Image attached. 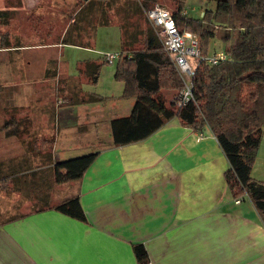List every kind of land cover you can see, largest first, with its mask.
Listing matches in <instances>:
<instances>
[{
    "label": "crops",
    "instance_id": "obj_1",
    "mask_svg": "<svg viewBox=\"0 0 264 264\" xmlns=\"http://www.w3.org/2000/svg\"><path fill=\"white\" fill-rule=\"evenodd\" d=\"M0 11L8 22L13 10ZM64 36L28 43L5 31L0 44V203L18 194L15 208H31L0 221V264H139L136 244L148 264H264V226L246 196L232 198L213 133L173 116L139 141L114 145L110 121L128 116L134 100L109 115L104 100L87 102L81 84L98 62L62 56L64 46L91 48L94 38ZM90 153L80 178L56 181V162ZM71 197L82 218L55 208Z\"/></svg>",
    "mask_w": 264,
    "mask_h": 264
},
{
    "label": "trees",
    "instance_id": "obj_2",
    "mask_svg": "<svg viewBox=\"0 0 264 264\" xmlns=\"http://www.w3.org/2000/svg\"><path fill=\"white\" fill-rule=\"evenodd\" d=\"M92 1L107 3L111 0ZM153 1L131 0L126 9L136 16L143 11L147 19L145 13ZM214 1V11H204L199 19L183 13L184 0H174L175 7L170 10L181 32L197 36L202 55L209 54V42L217 38L229 56L217 64L204 61L197 64L193 77L195 102L181 108H177L174 101L183 88L182 81L153 27L141 28L137 17L118 25L107 17L96 23L95 28L116 24L120 29L121 50L115 78L123 82L122 97L134 100L128 116L110 121L111 139L114 145L139 141L173 116L193 129L207 127L227 158L225 179L232 198L246 196L264 226V182L251 177L264 126V0ZM82 5L79 11L84 10ZM7 15L0 11V16ZM67 36L63 37L65 43L73 41ZM100 67L101 63L88 64L91 84L97 82ZM163 90L171 94L170 98L162 94ZM100 100L95 94H87V102ZM94 156L95 153H90L56 162V181L63 183L80 178ZM77 207V197L55 206L60 212L82 218V211L76 212ZM134 254L139 264H148L147 252L141 244L134 246Z\"/></svg>",
    "mask_w": 264,
    "mask_h": 264
},
{
    "label": "rangeland",
    "instance_id": "obj_3",
    "mask_svg": "<svg viewBox=\"0 0 264 264\" xmlns=\"http://www.w3.org/2000/svg\"><path fill=\"white\" fill-rule=\"evenodd\" d=\"M84 1L85 0H81V2L79 0H0V9L11 8L13 10L8 22L4 20L2 22L0 18V44L2 43L1 41L3 40L5 31L9 32L11 35L19 36V38L24 41H29L28 43H30L31 40H36V42L40 43L41 41V43L44 44H50L60 40L57 36L59 34L61 37L64 31H67V35H73L76 41L80 43L84 42L85 39L90 42L93 36L94 39L92 41L94 44L91 48L84 49L82 47L66 45L63 47V51L64 49L65 51L62 57L71 62L94 58L95 62L101 63L97 82L91 84L86 81L81 85L87 92L95 94L99 96L101 100H104L99 105L100 108H104L101 114L109 115L108 113L111 109H117L118 111L123 110L124 101L122 99L126 98L122 97L123 82L115 78L117 60L111 63L104 62L103 54L117 53L120 51L121 33L117 25L121 22H132L137 17V22L141 28L152 27V25L145 18L143 11L141 15L136 16L126 9V4L131 2V0H111L107 3H97L96 1L88 0V2H92L88 7L87 1L86 3ZM153 3L160 4L169 10L175 7L174 0H155L151 2L150 5ZM81 4H83L82 7H85L84 10L79 11V6ZM184 8L186 9L188 17L199 19L202 18L204 11H214L215 1L184 0ZM76 10L79 11V13H77ZM84 16H86L87 19L86 26L85 23H83ZM72 17L75 18V21L71 20ZM104 17H107L111 23H116L117 25H98L95 28L96 23L99 20L101 21ZM130 30L131 29L127 32ZM223 45L224 44L217 38H212L209 42L208 53L210 54L214 50L217 51L224 48ZM191 62L194 64V60H191ZM70 65H72V63H70ZM162 94L167 98H170L171 95L166 90H163ZM262 134L259 152L252 165L251 177L256 181L264 182V126L262 128ZM88 137L91 136L89 135ZM71 140H73V137ZM84 142L87 141L77 140L76 146L84 147ZM72 145H74L72 141L68 143V146ZM65 146H67V144ZM90 147L83 148L82 151L84 152L72 153H88L92 150ZM16 202H19L18 194L17 196L10 197L8 202L4 199L3 202L0 203V221L9 215L13 216L31 210L30 207L27 209L20 207L15 208Z\"/></svg>",
    "mask_w": 264,
    "mask_h": 264
},
{
    "label": "built area",
    "instance_id": "obj_4",
    "mask_svg": "<svg viewBox=\"0 0 264 264\" xmlns=\"http://www.w3.org/2000/svg\"><path fill=\"white\" fill-rule=\"evenodd\" d=\"M183 13L186 14V11H183ZM145 14L147 20L154 28L163 49L168 53L174 63L183 84L182 90L174 101L175 106L181 108L191 101L195 102L193 95V77L197 64L200 61L217 64L229 59L228 54L220 49L210 54L202 55L197 36L188 31L181 32L177 27L171 11L160 4L154 3V5L146 10ZM119 54V52L104 53L103 60L111 63L118 59ZM191 60H194V64H192ZM202 136L201 133L198 134L199 138Z\"/></svg>",
    "mask_w": 264,
    "mask_h": 264
}]
</instances>
